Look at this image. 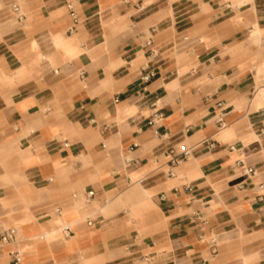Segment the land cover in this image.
Here are the masks:
<instances>
[{
    "label": "crops",
    "instance_id": "obj_1",
    "mask_svg": "<svg viewBox=\"0 0 264 264\" xmlns=\"http://www.w3.org/2000/svg\"><path fill=\"white\" fill-rule=\"evenodd\" d=\"M0 264H264V0H0Z\"/></svg>",
    "mask_w": 264,
    "mask_h": 264
},
{
    "label": "built area",
    "instance_id": "obj_2",
    "mask_svg": "<svg viewBox=\"0 0 264 264\" xmlns=\"http://www.w3.org/2000/svg\"><path fill=\"white\" fill-rule=\"evenodd\" d=\"M16 1V0H15ZM15 7V10H18L19 7L17 5V3H15L14 5ZM71 15L72 17L76 20L77 17H76V14L74 11H71ZM145 46L146 47H149L150 48V51L151 53L155 54V51H154V41L152 39V37H148L146 42H145ZM156 76V73L154 71H149V72H146L143 76H142V81L144 82H149L150 80H152L154 77ZM221 124H222V121H221ZM190 150L191 148L189 147H186L185 145L182 146V150H181V155L182 157H186L190 154ZM178 161L177 157L174 158L172 160V164L176 163ZM94 192H89V196H93ZM16 235H17V231L15 228H9L7 230H5L2 235H1V241L2 243H9V242H13L15 241L16 239ZM13 257H14V260L18 263L20 262L22 256H21V253L19 251H15L13 252Z\"/></svg>",
    "mask_w": 264,
    "mask_h": 264
},
{
    "label": "bare ground",
    "instance_id": "obj_3",
    "mask_svg": "<svg viewBox=\"0 0 264 264\" xmlns=\"http://www.w3.org/2000/svg\"><path fill=\"white\" fill-rule=\"evenodd\" d=\"M130 159V157L124 156V160L127 162Z\"/></svg>",
    "mask_w": 264,
    "mask_h": 264
}]
</instances>
